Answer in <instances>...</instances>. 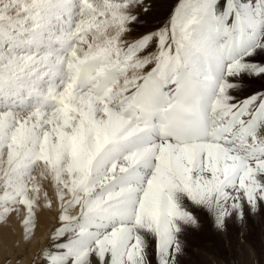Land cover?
Segmentation results:
<instances>
[{
	"label": "snow or ice",
	"instance_id": "1",
	"mask_svg": "<svg viewBox=\"0 0 264 264\" xmlns=\"http://www.w3.org/2000/svg\"><path fill=\"white\" fill-rule=\"evenodd\" d=\"M142 4L0 0V223L23 213L31 241L41 168L43 264H177L194 208L220 226L264 205V92L241 94L264 0H178L129 40Z\"/></svg>",
	"mask_w": 264,
	"mask_h": 264
},
{
	"label": "bare ground",
	"instance_id": "2",
	"mask_svg": "<svg viewBox=\"0 0 264 264\" xmlns=\"http://www.w3.org/2000/svg\"><path fill=\"white\" fill-rule=\"evenodd\" d=\"M178 0H143L142 8L137 11V15L139 20L143 22V26H136L134 32L129 35L125 34L126 37L131 40L134 37H138L141 33H148L156 30L158 27L167 23L170 16L173 14L175 7L177 6ZM147 9V12H144V9ZM168 14V15H167ZM91 37H89L90 39ZM151 51H155V46L151 49ZM261 57L262 61H264V52H259L255 55V57ZM257 57V58H258ZM145 69L144 71H146ZM132 75V72H129V76ZM245 80L243 84V90L241 92L242 95H248L254 92H264V78H242ZM36 176V183L41 189L40 194V207L37 210L40 212L38 216L35 217V231L34 235H32L31 241L25 243L22 238L23 225H22V215H17L16 213L11 214L10 218L3 223H0V264H37L38 262H33L32 260L36 257H42L40 254L43 249H46L49 246V242H47L48 237L50 238L52 232L57 227V215H58V201H54L53 207L49 210L46 207V203L44 200V194L47 193L48 198L50 200H54V184L51 178H44L42 176V169L37 168L34 172ZM264 209V205L259 206ZM260 209V208H259ZM262 209V210H263ZM194 215L196 216L197 223L194 225H188L185 227L184 232L181 234V240L185 243V241H189L186 247L182 246V251L188 256H185V264H203L200 262V256H197L193 253V248L201 246L203 240H210V233L215 230V228H219L217 225L214 216L210 215L206 211L193 209ZM247 214L249 209L244 210ZM249 215V214H248ZM248 219V218H247ZM230 216L226 217L224 220L223 227L227 230V234L225 235L223 231V237H221V247L224 250H227L229 253L230 248L233 244H229L227 235H230V242L235 240L236 235H234V226L232 222H235ZM254 222H258V217L254 216ZM232 223V225L230 224ZM243 222V221H242ZM241 234H237V237H248L249 230L254 233L261 242H264V230L262 232L253 229V225L251 227L249 221L247 220V224H242L241 222ZM244 223V222H243ZM259 226V225H258ZM196 228H200L203 234H199L196 231ZM256 228V226H255ZM261 228V227H260ZM238 229V228H237ZM240 231V230H239ZM238 231V232H239ZM237 232V231H236ZM195 233L199 234V238L195 237ZM218 236V235H217ZM215 242L218 243V240L214 239ZM182 243V244H184ZM206 243V242H205ZM228 246H227V245ZM185 246V245H184ZM189 249H186V248ZM204 247V246H203ZM217 247V246H216ZM214 246L212 248H206L205 252L209 255L211 252L214 254ZM218 248V247H217ZM257 250L260 249V246L256 247ZM203 249V248H201ZM198 250V249H197ZM222 252V251H221ZM220 253V252H219ZM228 256V255H227ZM182 256H176V259L181 258ZM199 259V260H198Z\"/></svg>",
	"mask_w": 264,
	"mask_h": 264
},
{
	"label": "rangeland",
	"instance_id": "3",
	"mask_svg": "<svg viewBox=\"0 0 264 264\" xmlns=\"http://www.w3.org/2000/svg\"><path fill=\"white\" fill-rule=\"evenodd\" d=\"M174 1H176V0H173V2ZM141 8H142V5L138 6L135 10H138V9L140 10ZM144 12H147V10L146 11L144 10ZM136 26H143V22L139 20V23H137L135 25V27ZM257 57L258 56H256V57L254 56V57H251L250 59H253L255 61H262L261 57H258V58ZM245 209H248V208L246 207ZM262 209L263 208L258 207L255 211H248L249 215L244 211V215H243L242 219L240 217H238L236 214L230 215V217L235 221V222H232L233 220H231V222L233 223V225L236 224L234 226V231H235L234 235H236V237H235V240L233 242H230V235L226 236V238L229 241V244H233L229 250V253L227 252V250L220 248L222 244L219 240H221V237H223V233H222L223 231H220V230L224 229V228H222L223 225H221L219 228H215V230H213L210 233V240L209 239L203 240L200 247H199V245H197L198 247L193 248L194 249L193 253H195L197 256H200V262H202L203 264H264V242H261L260 240H258L259 237L255 238L256 235L254 233H252L251 230H249V236H250L249 239H248V237H243V238L239 237V236L237 237V234L242 233L241 227H239L240 226L239 222H241L242 224H247V220H248L251 227L255 224L253 226L254 230L258 229V231H260V232H262V229L264 230V209L263 210ZM39 214H40V212L37 210V216ZM254 216L258 217L257 223L254 222L255 221ZM231 222H230V224L232 225ZM255 226H256V228H255ZM224 230H226V229H224ZM196 231L199 234H203V232L201 231L200 228H196ZM198 233H195L196 238H199ZM224 233L226 235L228 233L227 230L224 231ZM214 239H216V241L219 239L218 243L215 242ZM182 241H184V240H182ZM47 242H49V245H50L52 243V240L48 237ZM188 242L189 241H185V243L182 242V243H184V244H182V246L183 247L189 246V245H187ZM213 246L215 247L214 248V254L211 252V254L208 255L205 252L206 248H208V250H209V248H212ZM257 246H260V249L257 250V248H256ZM201 248H203V249H201ZM186 249H189V248L187 247ZM177 256H182L181 258L176 259L177 264H185V262H184L185 259L183 256L188 258V256L185 254V252L182 251ZM40 258H41V260H40ZM39 260H40V263H37V264H43V257L36 256L32 261L38 262Z\"/></svg>",
	"mask_w": 264,
	"mask_h": 264
}]
</instances>
